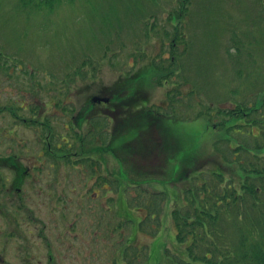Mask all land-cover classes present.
<instances>
[{"label":"rangeland","instance_id":"rangeland-1","mask_svg":"<svg viewBox=\"0 0 264 264\" xmlns=\"http://www.w3.org/2000/svg\"><path fill=\"white\" fill-rule=\"evenodd\" d=\"M183 42L189 51H177ZM0 52L13 61L0 60V72L8 68L5 77L19 75L12 66L22 65L20 76L6 80L20 84V93L35 87L46 93L52 87L54 95L85 100L86 109L91 104L83 93L115 95L123 79H129L126 92L115 95L121 108L117 138L112 140L117 157L110 152L102 156L116 179L100 176L103 165H97L95 176L92 164L83 163L76 168L53 166L41 171V181L31 183L29 192L37 194V206L28 209H47L48 203L52 209H67L65 219L72 231L64 264H177L176 255L188 261L185 247L176 241L172 217V210L181 207L184 185L170 171L160 174L166 162L177 166L180 152L210 151L216 134L206 119L196 118L198 101L207 105L215 96L223 103L235 83L243 85L235 93L238 100L264 97V0H55L49 7L39 0H0ZM151 61L158 70L143 68ZM163 63L172 65L168 72L161 69ZM167 80L183 82V98L175 110L186 121L162 116ZM145 102L163 107L162 117L157 112L149 117L146 107L134 111ZM148 118H162L165 136H172L171 150L164 156L160 151L152 161L149 156L129 160L127 149L145 137L131 139L140 135L139 125ZM154 130L153 135L160 133ZM106 179H114L112 187ZM161 191L168 201L154 200Z\"/></svg>","mask_w":264,"mask_h":264},{"label":"trees","instance_id":"trees-1","mask_svg":"<svg viewBox=\"0 0 264 264\" xmlns=\"http://www.w3.org/2000/svg\"><path fill=\"white\" fill-rule=\"evenodd\" d=\"M39 1L49 7L53 6L55 0ZM183 43L182 46L177 44V51L190 50L189 45ZM171 48L175 49V43ZM143 66L149 71L158 70L156 63L152 61ZM164 66L163 63L162 67ZM162 67L163 72H168L172 65ZM241 69L237 71L239 77L242 76ZM163 75L166 76L165 73ZM128 83V78L123 79L120 90L115 93L126 92ZM164 84L168 102L162 116L186 121L188 118L180 114L179 109L175 110L177 102L183 98V82L167 80ZM238 88L243 89V85L235 83V91L229 94L232 95L231 98L226 95L224 99L228 100L223 103L214 96L210 97L207 105L199 101L196 104V118L206 119L216 134L210 151L206 155L203 152L191 154L187 150L180 152L176 154L177 166L172 168L173 164L166 162L165 170L160 174L163 177L170 171L184 185L180 200L177 198L181 207L176 206L172 210V217L177 232L176 241L185 247L189 260L176 255L177 264H264V97L238 100L235 95L236 91H240ZM143 107L148 109L146 115L151 118L155 112L159 116L160 108H163L145 102L143 106H136L134 111L138 112ZM166 107H170L171 112H166ZM118 109L120 111L121 108ZM188 117L192 118V115ZM151 118L144 123L140 119L143 123L139 125L140 135L131 140H141L143 136L145 141H136L131 147L133 150L127 149L129 160L149 156V161H152L160 151L164 156L171 150L170 144L173 145V142L169 139L172 136H165L162 118ZM125 127L130 129L136 126ZM154 129L160 130V133L153 135ZM136 144H140V148ZM202 149L203 146L197 151ZM135 163L142 165L140 161ZM168 197L165 191H161L154 200L159 198L165 202Z\"/></svg>","mask_w":264,"mask_h":264},{"label":"flooded vegetation","instance_id":"flooded-vegetation-1","mask_svg":"<svg viewBox=\"0 0 264 264\" xmlns=\"http://www.w3.org/2000/svg\"><path fill=\"white\" fill-rule=\"evenodd\" d=\"M2 58L13 62L0 52ZM21 66L13 64L19 74L15 76H20ZM7 69L0 72V264H64L72 231L65 219L67 209H52V203L47 209H28L37 206V194L29 192L31 183L40 180L41 171L61 165L76 168L90 163L97 176L105 153L117 157L112 140L117 138L119 105L114 95L83 93L91 104L86 109L85 100L66 93L54 95L52 87L43 93L29 88V83L25 84L29 91L20 93V84L7 82L15 77H5ZM108 168L100 166L104 173L100 176L116 179ZM113 181L106 179V184L112 187Z\"/></svg>","mask_w":264,"mask_h":264}]
</instances>
